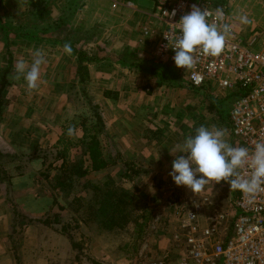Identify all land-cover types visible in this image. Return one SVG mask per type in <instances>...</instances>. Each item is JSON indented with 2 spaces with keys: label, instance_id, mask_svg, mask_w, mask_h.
Returning <instances> with one entry per match:
<instances>
[{
  "label": "crops",
  "instance_id": "obj_1",
  "mask_svg": "<svg viewBox=\"0 0 264 264\" xmlns=\"http://www.w3.org/2000/svg\"><path fill=\"white\" fill-rule=\"evenodd\" d=\"M126 2L130 1L0 0L1 153L30 154L36 143L40 149L49 151L57 143L66 130L63 125L67 121L61 118V112L69 111L71 106L68 92L81 85L77 76V58L81 54L87 58L83 61L87 73L81 86L86 88L92 104L99 107L104 124L101 134L109 136L115 152L147 171L141 178L147 183V190L156 188L155 182L163 186V181L172 180L168 175L175 159L172 138L181 136L172 129V119L178 110L167 93L181 83L172 80L171 85L166 78H159L166 72L153 58L157 36L145 37L139 43L142 28L152 25L159 28L151 18L152 3L148 1L146 8H138L133 3L126 6ZM44 12L50 15V23L45 27L42 22H37L36 27L24 26L32 21V14ZM16 23L23 27H12ZM3 24L11 28L3 29ZM74 37L77 48L69 55L59 46L61 42L64 45L72 41L71 46H76ZM31 45L35 48L28 47ZM37 50L43 53L46 62L41 65L37 87L29 90L23 76L15 79V65L23 60L30 66ZM8 67L9 77L2 82V72ZM44 89L49 91L48 97L43 96ZM105 91L109 96H105ZM73 126L75 135L81 137V129ZM43 139L51 140L48 146L42 145ZM73 150L76 149L71 150V157ZM25 160V166L21 159L4 164L9 172L12 169L19 173L10 178L11 189L6 190L5 183H0V264H44L59 257L57 244L53 248L48 238L53 234L49 228H56L55 225L29 224L14 238L19 228L18 224L12 228L10 202L32 218L70 213L51 191V184L40 177L45 159Z\"/></svg>",
  "mask_w": 264,
  "mask_h": 264
},
{
  "label": "built area",
  "instance_id": "obj_2",
  "mask_svg": "<svg viewBox=\"0 0 264 264\" xmlns=\"http://www.w3.org/2000/svg\"><path fill=\"white\" fill-rule=\"evenodd\" d=\"M152 3L151 18L158 23L142 28L139 43L145 37H156L153 58L157 64L174 71L181 85L200 93L230 97L231 107L226 124L233 147L250 151L264 141V32L251 29L248 36L235 27L229 9L242 0H148ZM196 4L211 14L209 23L228 24L223 52L216 57L195 53L196 62L189 68L175 66L172 49L174 37L180 34L181 17ZM131 2L126 6L131 7ZM264 5V0H260ZM224 16L217 21L216 9ZM175 10V16L171 13ZM169 14V15H168ZM252 22V21H251ZM170 34V40L164 38ZM198 81V83H197ZM241 175L247 169L240 170ZM178 186L166 183L161 206L168 217L171 247L178 256L166 250L158 256L138 255L120 264H264V190L249 197L239 190H230L227 208L216 210L203 223L204 207L212 204L208 194L200 199L179 195ZM186 189H188L185 186ZM180 189V188H179ZM229 228L228 235L221 232Z\"/></svg>",
  "mask_w": 264,
  "mask_h": 264
},
{
  "label": "rangeland",
  "instance_id": "obj_3",
  "mask_svg": "<svg viewBox=\"0 0 264 264\" xmlns=\"http://www.w3.org/2000/svg\"><path fill=\"white\" fill-rule=\"evenodd\" d=\"M127 1H130L138 8H146V4L148 3V0ZM75 8L77 9V7ZM229 15L233 20L235 27L241 30V32L243 33L242 35L245 37L249 35L251 29H253L255 32H264V5H260V0H242L240 3H238V5L233 6L232 9H229ZM240 16H247L250 23H241L239 19ZM14 20L16 21V18H14ZM31 22L28 25L24 26L36 27L39 24L37 22H42L44 24L43 27H45V24L50 23V15L47 12H44L40 15H36L34 13L32 14ZM15 26H17L19 29L20 27H23V25H20L19 23H16V25L12 27ZM1 27L4 28V26ZM9 28L11 27L8 26V28L6 29ZM0 34L2 35L1 30ZM76 36H78V34ZM74 38L76 41V46H72L73 50L77 48V39L76 37ZM72 44H74L73 41L71 45ZM17 47L19 48V46ZM28 47L35 48L34 45ZM59 47H63L62 42ZM69 76L70 79L72 75ZM168 83L171 84L170 82ZM176 87H178L176 90H169V92L167 93V97L173 98V107H177L178 110V112H176V117L174 116L172 119V129L176 131V134L181 136L180 138H182L181 141H178L180 138H172L173 143L171 144L174 145L175 149L174 157L176 158V155H183L182 153L177 152V147L179 145H182L189 135H195V130L201 125H204L210 129L213 128V126H215L216 128L224 129L226 132L224 139L231 145V135L228 125L226 124V119L231 107L230 97L224 98L221 95L216 96L210 93H200L192 88L187 87L186 85H178ZM143 91L145 93H149L145 90V88L143 89ZM42 92L44 97H48V90L44 89L42 90ZM68 94L69 97L67 98V100L68 103L71 104V106H69V111L63 110L61 112V118L65 120L64 122L67 121V123L63 126L67 129L69 125H76L77 128L80 129L79 116H81L82 118L90 116V119H92V111L89 108L90 106L87 103V100L83 96L85 94L87 95L86 88H83V86L79 85L77 86V88L70 89ZM209 97L214 100L212 104H210ZM64 108L66 109V106H64ZM97 109H99L98 106ZM65 118L71 119L66 120ZM66 131L68 134V130ZM71 136L74 138L77 137V135H75V132H73ZM100 137H102L101 141L103 143L105 151L104 157L108 162V166L106 167L107 169L104 170V172H98V174L90 175L89 178L92 179L93 182L97 181L98 183H103L106 180L105 177H107L112 181H118L121 188L126 192H129L131 194H138L144 201L150 214L149 223H147L146 227L143 228L141 234H139L132 227L105 228V226L100 223L101 220L103 221V217L101 216H98L97 220L85 225L79 221L77 223L76 217L78 218V215L75 216L72 211L69 210L70 213L63 212V214L61 215L62 222H69V226L71 227L64 228V231H67V233L71 236V239L67 238V236L63 233V228H60V226H56V228H49L52 229L53 234L48 238L51 239L50 243L52 244L53 248L55 247V244H57L56 247L58 249L59 257L56 260H47L44 264H120L126 260L133 258L134 256H158L166 250H169V252L173 254V256H178L177 252L174 251L171 247V233L167 230V228H170V226H166L168 217H166V211L162 209L160 203L162 198V190L166 186V183L169 182L170 184L174 185V181L166 179L165 182L163 181V186H160L157 184V182H155L154 187L156 188H148L147 190V183H145L143 179H141L144 175L147 174L146 171L145 174L135 180V189L132 188V184L129 182H120L119 180L123 172V166L120 162L113 163V157L117 152L114 151L111 139L107 134H101ZM50 141H47V139H43L42 145L48 146ZM49 147H51V145ZM72 154L73 156L77 155L78 149L73 150ZM73 158L74 157H71V159ZM73 161L75 162V159H73ZM23 163H27V161L24 159L22 164ZM26 169L24 171H26ZM9 170V176L11 177L19 173L13 172L12 169ZM40 177L43 180L47 181L46 178L42 176ZM5 185L6 190L9 189V186L7 187V184ZM178 187L180 188H178V194L180 196L185 195L200 199L201 195L203 194L209 195L212 200V204L204 207V212L201 216V221L203 223L205 222V219L211 216L216 210L218 211L223 209L224 207H228L227 201L228 196L230 195V190L227 182L221 181L220 183H216L215 181H210L207 185H205L202 191L196 194H194L190 189H186L185 186ZM77 189L79 191L78 196L80 200H82L83 204H85L90 194L88 192L81 191L80 188ZM56 195L58 196V200L64 203V196L57 193ZM9 198H11V196ZM11 203L12 205H14L13 202ZM19 211L21 213H24L20 209ZM76 223L78 224L77 228H75ZM26 226L27 225H25L24 222L18 224L17 228L19 229L15 231L16 233L14 234V238L19 237V235L21 234V229L25 228ZM228 230V227L225 230H222L221 235L223 238L228 235Z\"/></svg>",
  "mask_w": 264,
  "mask_h": 264
},
{
  "label": "trees",
  "instance_id": "obj_4",
  "mask_svg": "<svg viewBox=\"0 0 264 264\" xmlns=\"http://www.w3.org/2000/svg\"><path fill=\"white\" fill-rule=\"evenodd\" d=\"M3 26V29L8 28V25L3 24ZM77 59V76L82 85L84 84V77L87 73L83 61L85 59L87 60V58L79 54ZM157 66L164 67L165 69L163 71L166 72V75L161 73L162 77H159L160 79L163 78L162 80H164L166 78L171 84L172 80H177L174 71L170 70L168 66L162 64H157ZM9 70L10 67L3 70L2 82H5L9 77L7 76ZM104 94L105 96H109V92L107 91ZM85 98L92 111V119L79 116V127L82 132L81 137H70L66 131L69 129V125L60 135L57 143L49 151L40 149L37 143L35 145L33 142H30L31 145L33 144L32 147L34 150L30 154L16 155L0 152V183H5L7 187H10L11 176H9V171L4 168L5 163L13 162L17 159H45L42 162V167L45 166V168H41L39 174L47 179V182H49L48 185L51 184L52 192L64 196V203L68 210L72 211L75 216L78 215V218L76 217L77 223L79 221L87 225L97 220L98 216H101L103 217V221L101 220L100 223L105 228L132 227L136 232L141 234L150 219V214L142 198L138 194H131L123 190L118 181H112L110 178L105 177V182L98 183L97 181L93 182L89 178L90 175L103 171L108 166V162L103 155L102 146L99 141V136L104 131L102 118L97 106L92 104L86 94ZM209 100L210 104L214 102L211 97H209ZM2 104L3 99L0 100V108ZM71 127L73 128L74 126ZM72 149H78V154L73 158L75 162L71 159ZM113 158V163L120 162L123 166V172L119 181L129 182L132 184V188L135 189V180L145 174L146 171L142 167L125 159L119 153H115ZM77 188L90 194L85 204L80 200ZM8 201L10 202L9 199ZM11 210L13 216L12 228H16L17 224H21L22 222L25 225L41 224L48 227L55 225L63 228V233L67 238L71 239L67 231H64V228H71L69 226L70 223L62 222L60 215L43 219L32 218L29 215L21 213L12 203ZM77 223L75 228H77Z\"/></svg>",
  "mask_w": 264,
  "mask_h": 264
},
{
  "label": "clouds",
  "instance_id": "obj_5",
  "mask_svg": "<svg viewBox=\"0 0 264 264\" xmlns=\"http://www.w3.org/2000/svg\"><path fill=\"white\" fill-rule=\"evenodd\" d=\"M171 15L175 16V10ZM210 15L206 8L201 10L193 4L191 11L181 17L178 22L180 34L174 37L172 47L177 68L194 66V54L198 51L212 57L223 52L231 26L209 23ZM223 16V10L216 9L217 21H221ZM239 19L243 24L250 23L247 16H240ZM163 35L166 40H170V34ZM63 49L69 55L72 53L70 43H65ZM45 62L44 55L39 50L34 52L30 66L19 60L15 65V79L23 76L27 88L35 89L40 78L41 65ZM72 132L73 128L70 126L68 134L71 135ZM225 135L224 129L215 126L210 129L201 125L195 130V135H189L177 147V152L183 155H176L168 173L176 186H186L196 194L210 181H224L231 190H239L249 197L264 190V141L256 142L250 151L246 147H233L225 141ZM243 169L248 170L246 175H241L240 170Z\"/></svg>",
  "mask_w": 264,
  "mask_h": 264
}]
</instances>
